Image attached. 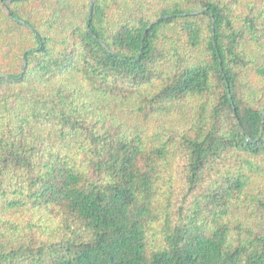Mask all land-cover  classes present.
Returning a JSON list of instances; mask_svg holds the SVG:
<instances>
[{"label": "trees", "instance_id": "1", "mask_svg": "<svg viewBox=\"0 0 264 264\" xmlns=\"http://www.w3.org/2000/svg\"><path fill=\"white\" fill-rule=\"evenodd\" d=\"M149 1L0 0V264H264V0Z\"/></svg>", "mask_w": 264, "mask_h": 264}, {"label": "rangeland", "instance_id": "2", "mask_svg": "<svg viewBox=\"0 0 264 264\" xmlns=\"http://www.w3.org/2000/svg\"><path fill=\"white\" fill-rule=\"evenodd\" d=\"M90 1L93 0H87V2L89 3ZM172 0H152L149 1L148 4V10L150 11L148 13L149 17L154 18L153 22L157 21L159 18H155L154 16L157 14L158 11L162 10L165 6H167L169 3H171ZM51 3H53V0H33L31 6L29 8H35V13L41 18H44V13H45V7L49 6ZM6 4V3H4ZM4 9L7 13V10L5 8ZM14 43V41H13ZM252 52V50H251ZM250 56V60H252L254 63H259V61L262 59L261 57H263V54H259V53H249ZM19 60L16 61V63L13 65V67L15 66V68L20 71L23 70V66H24V62H23V57H22V53H19L18 55ZM12 69V67L10 68H6V69H0V72L6 73L9 72ZM244 83L246 85V88L250 94V96H252L253 100L256 103H264V83H258L257 81H255L253 79V77L251 76V69H248L244 72ZM178 119H172L170 120L171 123H175ZM149 130L154 129L153 126H149ZM264 183V180L262 181ZM258 183V182H257ZM259 184V183H258ZM247 209V208H246ZM254 212H255V208L254 206L251 207V210H245V211H240L235 218L239 221V222H248L249 220L255 222L253 226H258L259 225V221L262 222V219L264 218H258L257 216L254 217Z\"/></svg>", "mask_w": 264, "mask_h": 264}, {"label": "water", "instance_id": "3", "mask_svg": "<svg viewBox=\"0 0 264 264\" xmlns=\"http://www.w3.org/2000/svg\"><path fill=\"white\" fill-rule=\"evenodd\" d=\"M96 1H97V0H93V1H92V4H91V15H92V13H93V9H94V5H95ZM10 3H11V1L7 2V3L5 4V8H6V10H7V14H8V16H9V17H12V15H11V13H10V9H9V4H10ZM161 20H162V19H158L157 21L153 22L152 25L161 22ZM26 68H27V64H26V61H25L24 72L26 71Z\"/></svg>", "mask_w": 264, "mask_h": 264}]
</instances>
